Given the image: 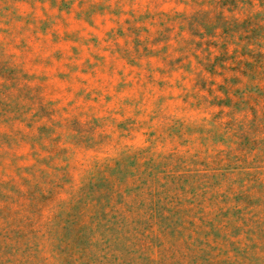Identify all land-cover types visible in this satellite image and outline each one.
I'll return each instance as SVG.
<instances>
[{"label": "rangeland", "instance_id": "374dc122", "mask_svg": "<svg viewBox=\"0 0 264 264\" xmlns=\"http://www.w3.org/2000/svg\"><path fill=\"white\" fill-rule=\"evenodd\" d=\"M0 264H264V0H0Z\"/></svg>", "mask_w": 264, "mask_h": 264}]
</instances>
